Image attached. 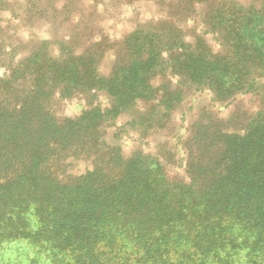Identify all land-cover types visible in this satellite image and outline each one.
<instances>
[{
    "label": "trees",
    "instance_id": "16d2710c",
    "mask_svg": "<svg viewBox=\"0 0 264 264\" xmlns=\"http://www.w3.org/2000/svg\"><path fill=\"white\" fill-rule=\"evenodd\" d=\"M147 1L159 17L115 40L94 35L83 14L73 16L74 0L18 4L23 23L47 20L54 39L2 63V262L264 264V0ZM198 6L203 33L216 36L221 52L195 32L187 39ZM58 20L75 26L57 33ZM109 49L113 63L103 75L98 65ZM0 54L9 51L0 47ZM184 87L206 89L226 105L261 88L263 104L255 115L236 116L237 129L210 111L198 116L182 143L183 175L168 176L170 151L125 156L103 138L102 129L126 112L132 118L124 127L137 123L141 137L164 128ZM98 92L104 108L93 103ZM78 96L89 97L86 107L65 116L62 102ZM73 161L91 169L73 174Z\"/></svg>",
    "mask_w": 264,
    "mask_h": 264
},
{
    "label": "rangeland",
    "instance_id": "374dc122",
    "mask_svg": "<svg viewBox=\"0 0 264 264\" xmlns=\"http://www.w3.org/2000/svg\"><path fill=\"white\" fill-rule=\"evenodd\" d=\"M5 5L0 10V27L1 41L0 47L4 48L9 54H0V76L5 75L6 70L2 66L4 60H13L16 62L22 55L27 54V49L34 47L36 42L42 39L52 40L50 35L47 34L50 31L51 26L47 23V20L35 19L32 24L27 22L23 23L20 19L18 11L20 8L18 4L23 0H4ZM89 1V2H87ZM94 1V2H91ZM97 1L103 4V6L97 5ZM118 1V0H117ZM116 0H74L77 3V10L71 13L73 16L77 13L83 14L86 20H92V33L97 35L103 33L109 36L111 39H119L125 34L133 31L137 25L142 24L151 19H157L159 17V8L147 0H138L136 4L131 6H125L124 4H118ZM121 1V0H120ZM243 4H248L250 0H237ZM30 6V4H28ZM96 11L93 8L97 7ZM31 7V6H30ZM28 9V7H27ZM196 13L191 14L185 26L184 32L188 40L192 39L194 32L209 44L214 52H221L222 48L220 42L216 39V36L210 33H203L206 31V27L200 24V18L205 9L198 6ZM92 14V15H91ZM193 20V21H192ZM61 21L54 23L53 28L57 29V33L65 27L71 29L74 28L75 22L68 24H60ZM55 36V35H53ZM57 37V36H55ZM111 50L109 49L104 57L101 59L98 68L100 73L108 75L112 67ZM264 75V72L260 76ZM264 80V76H263ZM262 80V81H263ZM175 82V81H174ZM182 101L180 106L172 112L169 117V121L162 129L154 128L148 132L145 137H141V131L143 127L137 123L134 125H126L132 118L131 113H124L116 119L114 123H110L113 126H109L102 129L103 138L108 143H113L119 146L125 156L141 151V153L148 156L159 153L160 149L163 151H170L174 154L172 161L168 162V176L171 177L175 174L183 175L185 168V151L183 150L182 143L189 135V127L191 123L198 118L203 112L210 111L216 117L226 123L227 128H234L237 126L236 116L249 117L255 115L262 108V89L260 88L255 93H247L245 95L236 96L229 105L225 103H214L211 100L213 95L210 91L202 88L184 87L182 91ZM86 99L89 97L78 96L74 99L66 100L62 102V113L68 117H74L78 115L84 107H86ZM94 105L99 104L102 108L108 105L104 92L96 93ZM144 107H147L146 105ZM143 105L136 106L133 115L138 117L144 109ZM156 115H159V111H156ZM181 113L183 115L181 116ZM154 115V117L156 116ZM120 128V129H119ZM170 165V166H169ZM91 169V164L85 161H73L70 167V172L73 174H82L86 170ZM0 264H6L0 260Z\"/></svg>",
    "mask_w": 264,
    "mask_h": 264
}]
</instances>
